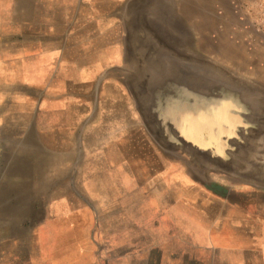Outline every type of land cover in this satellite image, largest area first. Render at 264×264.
<instances>
[{
	"label": "rangeland",
	"instance_id": "1",
	"mask_svg": "<svg viewBox=\"0 0 264 264\" xmlns=\"http://www.w3.org/2000/svg\"><path fill=\"white\" fill-rule=\"evenodd\" d=\"M0 264H264V0H0Z\"/></svg>",
	"mask_w": 264,
	"mask_h": 264
},
{
	"label": "water",
	"instance_id": "2",
	"mask_svg": "<svg viewBox=\"0 0 264 264\" xmlns=\"http://www.w3.org/2000/svg\"><path fill=\"white\" fill-rule=\"evenodd\" d=\"M170 75L173 76V69H171ZM192 77H195V80L187 88L195 91L196 87L202 86V81L197 82L196 80L199 78L195 75ZM157 80L159 81V77H157ZM175 83L173 78L169 82L159 81V84L156 83L157 86L151 89V93L158 100L156 102L158 106L157 112L167 127V130L171 131L174 136L182 135L187 139L190 137L191 139L203 140L214 137L213 124L215 126H221V123L231 124L234 122L236 113L231 112L237 111H234L233 106L224 102L214 103V105L208 106L192 102L193 104H186L182 108H173V105H176L175 101H173L174 95L172 88ZM187 111L188 114H186Z\"/></svg>",
	"mask_w": 264,
	"mask_h": 264
}]
</instances>
